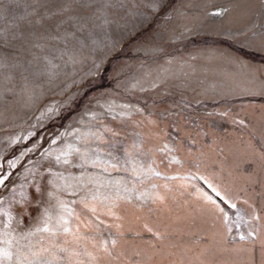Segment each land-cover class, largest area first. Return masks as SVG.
I'll use <instances>...</instances> for the list:
<instances>
[{"label": "snow or ice", "instance_id": "snow-or-ice-1", "mask_svg": "<svg viewBox=\"0 0 264 264\" xmlns=\"http://www.w3.org/2000/svg\"><path fill=\"white\" fill-rule=\"evenodd\" d=\"M82 6L91 8L92 4L85 2ZM26 7L28 11L14 17H10L7 6L0 7V15L4 17V24L0 26V45L15 48L11 53H0V66L16 68L20 66L19 60L16 63L9 61L25 56L24 71H27L29 66L42 61L51 87L41 88L37 95L29 87L27 77L22 76L24 87L21 91L36 97L35 114L24 122L23 127L3 119L8 128L18 127V130L4 135L5 143L0 148V264H109L105 257L118 261L125 255L122 237L135 238L145 234L151 236L147 251L155 255L163 250L161 242L167 236L149 218L155 213L172 211L168 206V193L160 191L156 184L143 189L138 187L147 178L146 172L152 170L151 164L145 168L143 163V157L151 155L144 150L146 133H136L129 142L123 139L126 133L122 129L126 122L142 128L150 125L147 133L164 145L163 148L154 146L156 151H168L171 161L185 164L178 154L183 139L180 126L172 122L161 128L156 113L149 111L140 97L159 91L175 78L169 68L176 57L167 54L166 44L183 38V34L190 33L192 28L187 22L168 27L167 22L176 17V10L165 9L164 0H150L147 5L150 11L140 24L143 26L151 17L162 14L161 27L165 30L159 42L142 44L139 51L145 56H161L163 63L156 66L157 70H145L147 65L135 60L115 67L110 77L114 81L111 87L93 91L78 112L73 111L65 123L55 126L57 121L65 118L64 112L76 95H87L96 88L94 82L107 71L108 53L118 44L109 33L112 25L119 21L108 11L110 5L106 3L88 15L73 14L70 17L67 12L71 5L65 3L55 9V13L65 14L66 18L59 19L46 3ZM210 9L208 16L223 15L228 11L215 5ZM130 11H139V6H131ZM50 17L56 19L52 31L46 27L51 23ZM68 21L71 30L64 27ZM177 28L182 31L178 32ZM248 31L257 35L252 29ZM259 35L260 49L264 51V22L260 24ZM51 41L63 42L58 52L65 66L71 64L75 69L76 65H82L86 70H74L71 78L57 83L58 57L49 52H34L48 48ZM3 79L0 95L7 105L9 95L17 91L13 83L15 73L9 71ZM73 88L75 92L71 91ZM49 94L51 97L45 99ZM40 100L44 102L40 103ZM200 102L196 100L197 104ZM7 113L6 106L0 116ZM221 115L227 116L228 112ZM239 123L243 124L245 120L240 119ZM49 125L53 127L49 128ZM169 128L176 132L174 140ZM190 143L194 146L196 141ZM173 152L177 155H171ZM259 152L264 161V143L260 144ZM201 159H206L203 153L197 160L188 161L192 168L175 172V176L188 181V187L195 189L198 198L207 206L213 223L222 229V236L228 240L239 237L241 241H252L249 251L253 256L255 243L259 240L264 257V181H257L249 174L238 184L234 179L226 178L223 164L217 168L216 162L212 163L216 170L209 174L207 166L201 168ZM117 172L130 173L129 180L121 177L114 181L112 176ZM155 175L163 174L155 172ZM164 187L171 188L167 184ZM25 221L29 223L25 224ZM81 225L91 226V233L83 234ZM38 234L40 240L34 242L32 237ZM118 246H121L120 251H117ZM174 247L169 245V254ZM139 256V252L125 256L124 264H145ZM249 264H254V259Z\"/></svg>", "mask_w": 264, "mask_h": 264}, {"label": "rangeland", "instance_id": "rangeland-1", "mask_svg": "<svg viewBox=\"0 0 264 264\" xmlns=\"http://www.w3.org/2000/svg\"><path fill=\"white\" fill-rule=\"evenodd\" d=\"M85 2L91 3L92 7H83ZM149 2L150 0H0V7L7 6L10 17L23 14L28 11L26 5L35 6L37 3H46L54 13L56 8L68 3L71 9L67 12V17L73 14L88 15L100 4L106 3L110 5L108 11L119 21V24L112 25L109 33L110 38L118 44L108 53L110 63L105 66L107 71L94 82L96 88L88 91L87 95H76L70 108L64 112L65 118L57 121L55 126L65 123L73 111L78 112L93 91L111 87L114 81L110 77L115 67L135 60L143 61L147 65L145 70H157L156 66L163 63V57H152L151 54L145 56L139 51L142 44L159 42L161 33L165 30L161 27L162 14L151 17L143 26L140 24L150 11L147 8ZM120 4L128 7H119ZM164 5L165 9H175L177 12L176 17L167 22L168 27L187 22L192 31L184 33L183 38L166 44L167 54L176 57L169 68L175 78L170 79L164 88L149 92L140 99L149 111L156 113L155 118L160 121L161 128L172 122L180 126L183 139L178 154L185 160V164L171 161L168 151H156L154 146L163 148L164 145L160 139L147 133L150 125L142 128L126 122L122 129L126 133L123 139L131 142L136 133L145 132L144 150L151 153L143 157V163L145 168L151 164L152 170L146 172L147 178L138 187L143 189L151 184L158 185L160 191L168 193V206L172 211L155 213L149 218L167 236L161 242L162 251H157L155 255L147 251V242L151 240L149 235L135 238L129 235L121 238V246L126 249L125 255L118 261L111 257H105V260L109 264H124L125 256H134L135 252H139L138 258L144 260L145 264H249L251 259H254V264H261L264 257L261 256L259 240L255 243L253 256L249 251L253 246L252 241H241L239 237L228 240L222 236V229L213 223L207 206L198 198L195 189L188 187V181L177 178L175 172L192 168L193 165L188 161L197 160L199 154L203 153L206 159L199 162L201 168L207 166L209 174L216 170L212 167V163L216 162L217 168L223 164L225 177L234 179L238 184L243 183L249 174L257 181H264V161L259 152L260 144L264 143V51L260 49L259 35L260 24L264 22V0H164ZM211 5L227 8L228 11L223 15L208 16ZM131 6H139V11H130ZM55 17L66 18L64 13H55ZM56 19L49 18L51 23L46 26L49 31L55 30ZM3 24L4 17L0 15V26ZM64 27L71 30L70 21ZM249 29L257 35H252ZM177 31L181 32L182 29L177 28ZM61 47L62 41H51L48 48L38 52L34 50L36 54L49 52L58 57L56 63L60 67L55 69L59 75L57 83L71 78L74 70H86L82 65H76L75 69L71 64L65 66L59 59L58 50ZM5 51L11 53L15 48L0 45V53ZM17 59L20 66L16 68L0 66V86L7 73L12 71L15 73L13 83L17 89L14 95H9L7 105L0 95V114H4L5 107H8L6 116H0V148L5 143L4 135L25 126L24 122L35 114L36 97L21 91L24 87L21 77H27L29 87L37 95L41 88L51 87L42 61L24 71L25 56L14 58L9 63H16ZM71 91L75 92V88ZM50 97L51 94L45 99ZM197 99L201 101L199 104L196 103ZM39 102L43 103L44 100ZM224 111L228 112L227 116L221 115ZM5 118L18 127L8 128L3 123ZM240 119L245 120V123H239ZM52 127L53 125H49V128ZM168 131L174 140L176 132L170 128ZM191 140L196 141L194 146L190 143ZM171 155L177 153L173 152ZM155 172L163 175L156 176ZM130 175L117 172L113 173L112 178L114 181L121 177L129 180ZM165 184L171 188L166 189ZM28 223L29 221H25V224ZM80 231L89 235L92 228L81 225ZM32 239L34 242L39 241L40 235ZM169 245H175L170 250L171 254ZM121 246H118L117 251H120Z\"/></svg>", "mask_w": 264, "mask_h": 264}]
</instances>
